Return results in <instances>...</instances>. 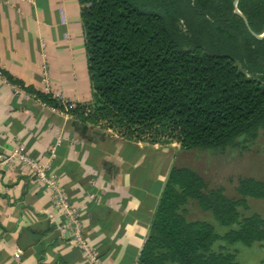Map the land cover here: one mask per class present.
Listing matches in <instances>:
<instances>
[{
    "label": "trees",
    "instance_id": "1",
    "mask_svg": "<svg viewBox=\"0 0 264 264\" xmlns=\"http://www.w3.org/2000/svg\"><path fill=\"white\" fill-rule=\"evenodd\" d=\"M78 0L89 103L28 91L49 107L128 140L223 150L264 128V0ZM1 75L12 79L0 71ZM239 197L172 166L136 264H237L227 246H264V217L245 215L264 182L241 178ZM193 202L225 228L189 219Z\"/></svg>",
    "mask_w": 264,
    "mask_h": 264
},
{
    "label": "crops",
    "instance_id": "2",
    "mask_svg": "<svg viewBox=\"0 0 264 264\" xmlns=\"http://www.w3.org/2000/svg\"><path fill=\"white\" fill-rule=\"evenodd\" d=\"M0 71L12 79L0 73V155L22 144L82 206L84 235L102 263L136 264L182 150L125 139L31 96L28 89L72 104L92 99L78 0H0ZM50 210L49 192L28 169L14 161L0 168V264H83Z\"/></svg>",
    "mask_w": 264,
    "mask_h": 264
},
{
    "label": "rangeland",
    "instance_id": "3",
    "mask_svg": "<svg viewBox=\"0 0 264 264\" xmlns=\"http://www.w3.org/2000/svg\"><path fill=\"white\" fill-rule=\"evenodd\" d=\"M178 153L177 166L193 169L205 178L210 188L221 187L228 197H239L235 188L241 178L264 182V128L259 129L256 138L240 137L236 145L223 150L192 149ZM247 202L248 209L241 210L243 214L256 213L264 217V199L247 198ZM187 209L189 219L208 220L218 233L226 231L195 203L191 202ZM227 248L235 253L237 264H264V246L253 244L248 247L236 243Z\"/></svg>",
    "mask_w": 264,
    "mask_h": 264
},
{
    "label": "built area",
    "instance_id": "4",
    "mask_svg": "<svg viewBox=\"0 0 264 264\" xmlns=\"http://www.w3.org/2000/svg\"><path fill=\"white\" fill-rule=\"evenodd\" d=\"M27 4L34 5L35 0H22ZM1 78H3L0 75ZM4 79V78H3ZM16 92L21 90L8 83ZM36 97L35 95H31ZM37 98V97H36ZM43 108L58 112L57 109L49 107L46 103L37 98ZM59 143L57 140L56 144ZM55 146L50 150V156L55 153ZM14 161L22 169H28L35 181L39 182L50 194L51 210L47 212L48 219L53 223L55 230L61 238H64L69 246H75L82 253L83 264H103L96 250L90 247L84 235V223L81 218L82 206L71 202L59 184L58 178L52 175L45 164L40 163L36 158L31 157L22 144H17L8 153L0 155V168ZM56 213L59 221L55 220Z\"/></svg>",
    "mask_w": 264,
    "mask_h": 264
},
{
    "label": "water",
    "instance_id": "5",
    "mask_svg": "<svg viewBox=\"0 0 264 264\" xmlns=\"http://www.w3.org/2000/svg\"><path fill=\"white\" fill-rule=\"evenodd\" d=\"M237 1L238 0H235L234 1V7H235V9H234V11H235V13H237L238 15H240L242 18H243V20H244V22L247 24V21H246V19H245V17L240 13V11L236 8V3H237ZM257 38H263L264 37V31H263V33L262 34H260V35H255Z\"/></svg>",
    "mask_w": 264,
    "mask_h": 264
}]
</instances>
